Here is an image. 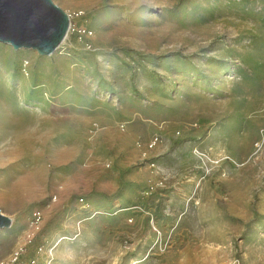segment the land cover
Returning a JSON list of instances; mask_svg holds the SVG:
<instances>
[{
    "label": "rangeland",
    "instance_id": "374dc122",
    "mask_svg": "<svg viewBox=\"0 0 264 264\" xmlns=\"http://www.w3.org/2000/svg\"><path fill=\"white\" fill-rule=\"evenodd\" d=\"M53 1L0 41V264H264V0Z\"/></svg>",
    "mask_w": 264,
    "mask_h": 264
},
{
    "label": "water",
    "instance_id": "95a60500",
    "mask_svg": "<svg viewBox=\"0 0 264 264\" xmlns=\"http://www.w3.org/2000/svg\"><path fill=\"white\" fill-rule=\"evenodd\" d=\"M69 28V14L53 0H0V41L14 49L32 48L51 55ZM11 224L0 209V228Z\"/></svg>",
    "mask_w": 264,
    "mask_h": 264
},
{
    "label": "bare ground",
    "instance_id": "6f19581e",
    "mask_svg": "<svg viewBox=\"0 0 264 264\" xmlns=\"http://www.w3.org/2000/svg\"><path fill=\"white\" fill-rule=\"evenodd\" d=\"M12 97L4 98L0 91V130L15 132L19 127L17 109L12 104Z\"/></svg>",
    "mask_w": 264,
    "mask_h": 264
},
{
    "label": "built area",
    "instance_id": "2783aa9c",
    "mask_svg": "<svg viewBox=\"0 0 264 264\" xmlns=\"http://www.w3.org/2000/svg\"><path fill=\"white\" fill-rule=\"evenodd\" d=\"M78 30H79V31H78L79 33H86V32H87V29H85V28H83V29L80 28V29H78Z\"/></svg>",
    "mask_w": 264,
    "mask_h": 264
}]
</instances>
